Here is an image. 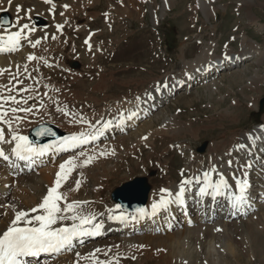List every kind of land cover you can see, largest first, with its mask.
<instances>
[{
	"label": "rangeland",
	"instance_id": "obj_1",
	"mask_svg": "<svg viewBox=\"0 0 264 264\" xmlns=\"http://www.w3.org/2000/svg\"><path fill=\"white\" fill-rule=\"evenodd\" d=\"M35 1L36 0H11V11L14 14V12L17 11V7H20L23 14L26 12L25 10H28L29 16L31 15L30 17H32L34 14H39L41 11L45 10L44 6L46 7V4L42 7L39 4L36 5ZM163 1L166 6V0ZM65 3H74L73 6L75 7H83L88 4V7L81 8L79 12H75L74 10L75 14L71 18V22L66 23L65 27L68 37L63 33L61 43L58 42L60 37L56 40L51 39L52 35L55 34L54 31H56L57 26L52 24V22L48 29H46L47 34L44 36V38L48 37V39L45 40L43 38L46 42L44 43V41H42L40 44V52L37 55L38 58L42 57L43 60L33 62L27 61V72L23 69L22 71H17L19 76L18 74H14L15 76L13 75L15 77L14 81L19 83V91L23 89V86L31 91L23 92L21 96L23 100L27 101V104L25 103L26 107L32 109L30 113L34 112L33 110L35 109V111L38 109L39 111H45L46 107L48 111H52H49V117L41 115L40 113H35V117L29 120L30 124L28 123V125H26L27 127H22V129L19 130L21 134L23 132L28 134V131L39 123L53 124L59 129L62 128L61 130H64V132L65 130H77V132H79L78 130L82 128V125L85 129H87V126L90 124H92V127H98V124L100 125L105 117H107V121H109V119H112L115 115L117 116L120 114L121 110L124 109V107L117 108L115 112H107L104 117H100V115L114 102L121 100V94L126 92L128 87L137 85L139 90L147 89L149 91L159 84L166 83L168 82V76H176L181 73L185 65L192 66L193 63H197L194 62L195 59L193 58L199 53L203 55L204 58L205 56H207L208 59L213 58L205 64V66L209 65V67H211L212 62H214L213 66H218L215 65V60L221 55L224 56V53L231 52L235 54L241 52L246 55L252 54L253 56H248L243 59L244 61L248 60V65L246 64L245 67L241 65L234 66L233 68H226L222 70V74L216 77L212 75V72L205 78L206 82H201V80L197 82L193 81V87L189 92H185L183 83L176 92L178 90L183 91L174 93V96L170 97L169 102L164 104L161 107L162 109H160L153 118L135 124L131 130L124 132V136L127 135L125 138H122L124 136H121V134L119 136L116 134L117 138L114 139L113 142L106 140L108 146L105 143L99 144L98 146L95 144V147L93 145H91L92 147L89 146L91 148H89V150L87 148V151L86 149L78 151L79 154H77L78 152L61 154L56 159L52 158L53 160L47 162L46 165L58 166L59 171V166L66 162L62 161L63 157H69L68 160L74 159L77 164L83 160L82 158L80 159V152H88L90 150L89 153L92 154L91 156L96 157V161L100 162L105 159V162L99 170L102 169L105 164L115 162L117 164L116 167L112 170V173L107 176L102 184V188L98 191L101 202L111 205L115 204L110 198L112 190L135 176L146 177L151 188L150 190L155 194L158 190H166L165 187L169 184L173 185V191L175 192L178 187H180L182 180H188L187 178L190 177L192 171L197 172L202 168H204L202 169L204 171L208 168L210 166L209 160L212 162V159L217 160L218 156L226 155V158L223 156L221 160L223 161L222 163H226L227 166L231 164L234 165L230 161L226 162V160H229V157H232V159L235 158L232 147H234L233 144L236 145L237 142L234 141L245 134L246 137H249L247 134L249 132L248 130L258 123L264 122V0H253L251 4H243V0H204L203 4L206 8L208 7L206 15L200 7L198 0H170L169 6L166 7L163 15H161V10L163 11L162 0H62L59 5H57L55 11L57 17H59L58 20L63 17V15H58V13H63V10L65 11V8L63 9L61 6ZM19 13L21 14V12ZM152 13L157 17L153 18ZM30 17H25V21L28 22L30 26L31 24L33 26L35 24L33 20L30 21ZM152 20H154L155 23H153ZM41 31L42 30L39 29L38 32ZM212 34H215V36ZM195 35H199L201 39L205 38L204 42L201 40L203 43L200 44L199 39H193ZM229 36L234 38L236 43H239L240 40L241 44L238 49L239 51H232L228 47L224 50L223 47L228 43ZM86 37H91L97 47L107 46V51L100 53L94 48L91 51V55H89L87 47H85L82 42ZM186 38H188V43L184 47L183 53V42ZM70 40L80 43L76 44L72 42V44H70ZM213 41H216V46L214 47L216 53H220L224 50L222 54L209 56V53L215 55V53L209 49L210 46L207 45L211 42L213 44ZM236 43L233 40L229 42L230 46L235 49L238 45ZM202 48L205 49L201 50ZM256 48L258 50L255 55ZM247 49H252L253 52ZM30 51H33V53L37 52L35 49H30ZM185 54L192 60H185ZM71 59H75L79 62L80 67L78 69L69 67V60ZM44 61H47V63L51 62V66H45ZM228 61L234 63L232 55L229 56L225 63ZM36 68H38V70L40 69V72H36ZM188 71L191 70L189 69ZM33 76L35 81H33ZM41 76L45 80H42ZM212 80V84H209ZM44 89H46V92H49L48 95L43 94ZM128 93L130 97L125 100V104L130 98L138 94L140 95L135 89H130ZM38 94L39 96H37ZM35 95L36 97L33 99ZM36 98H41V102H38ZM83 101H87V103L83 105L86 106V110L82 111L80 107H78L76 109L77 115L75 114L74 118H72L71 113L74 112L72 109H75L78 103ZM261 102L263 105L262 108H260ZM54 103L55 107L52 105ZM65 105H67V107ZM50 106L62 110L54 109L53 111V108L49 109L51 108ZM65 107L71 108L67 110ZM63 110L67 112V115H65ZM229 110H232V114L234 115L230 120L225 117ZM58 113H63L66 119L64 123H59V125L57 122L61 121L58 118ZM163 114L164 117H169L171 119L170 126L172 131L167 124L165 125L166 127H160L162 125ZM50 116L53 118L51 119ZM84 118L85 120H83ZM193 118H196V121H191ZM232 118H234L233 121ZM96 119H98L97 123H89L90 120L95 121ZM67 120L71 121V127L68 126L70 122ZM84 121L88 122V125L85 124ZM66 122H68V124H66ZM179 122L182 124V127L179 126ZM61 124L66 125L60 127ZM92 127L90 126L89 128ZM150 130L161 134L166 130V134L163 135L164 137L162 135H157L151 142L143 139V142L138 141V145H131L144 133L145 135L143 136L145 137ZM233 135H235V139H233L231 143L230 140ZM129 137L132 139L130 138L131 140L127 141ZM203 142L207 144L205 151L197 153L195 151L196 147ZM217 142H222V144L217 146ZM178 143L189 145L194 150L195 155L189 156V150L183 153L179 151L176 146ZM110 144L111 146H109ZM128 146H130V148ZM99 147H101V149ZM125 150L131 151L125 152ZM110 151L114 154H109ZM86 152L83 153L90 156V154ZM102 153L104 155H102ZM236 154L239 153L237 152ZM260 154H262V152H260ZM75 155L77 156L75 157ZM99 156L101 158H98ZM117 156H120V158L115 161V157ZM262 161L264 162V159H262ZM241 165L243 166V164ZM260 166H262L261 169H264L263 165ZM43 167H45V164L39 166L38 169ZM151 171H154L153 175L150 174ZM258 172L261 173L256 175L253 173V175L255 179H257L255 184L259 185L256 188L260 189L264 184V182H260L264 181V173H262L261 170ZM71 173L73 174H70L68 177V182H71L70 180L76 173L78 174L77 170H73ZM231 178L232 177H230L229 180L231 183L233 181L234 184V179ZM189 180L193 181V176ZM85 184V188H83L81 183L79 184L77 198L73 201H68V203L80 200L84 201L87 196L94 198L95 191L92 187L94 184L93 179L86 180ZM160 185L163 186L159 189ZM208 190V192H212L211 188ZM40 194L41 193H38L36 196L39 195L38 197H41ZM263 194L264 193L260 194L258 192L252 201L255 202L256 205H252L244 214H237V216L241 215L244 218L237 217L236 215L233 216L236 218L231 216L225 217L224 213L229 212L230 207H228L229 204L224 201L225 198L223 196H215V198H213V195L208 193L204 196L202 202L199 203V205L201 204L200 207L196 205L198 204L196 201V204H193L194 195L191 194L193 201V206L191 207V213L189 215L190 218H192L191 223H188L190 219L182 221L181 225L174 227V229L178 228L176 231H174V229L173 231H165L166 227L164 229L163 226L154 227L153 224L151 225L152 231L148 228L143 233L136 232L131 236L125 235L124 238L127 237L130 238V240L132 239L129 244L123 245L124 243H118L117 249L112 248L111 251L100 250V252L106 254L110 253L111 256L118 255L122 258H129L124 261L116 257L118 260L116 263H111V261L108 260L100 264H160L159 260L169 258L170 251L179 255L180 253L178 254V252H180L181 249V247L178 248L176 245L172 250V247L167 244L174 239L176 240V236H169L171 241L165 242L163 239L165 234L177 233L180 235L184 233L192 235L191 231L189 232L187 229L192 228V226L199 227L201 225L207 227L208 233L217 234V238H215L216 249L222 250L223 252L221 251V253H223V255L225 254L224 256L220 255L222 259V263L220 264H264ZM89 200L92 201L91 199ZM1 202L3 201L1 200L0 203ZM212 202L213 207L211 208L210 204ZM36 204H34V206ZM208 206L209 209H207ZM201 210L205 211L204 216H200ZM139 215L138 212L132 216ZM218 221L226 225L224 230L230 231L229 236L226 235L225 237V235L220 234L221 232L218 233V231H214L215 229L221 228L220 226L213 229L215 223ZM244 225L249 227V230H247ZM201 235H203V233H201ZM143 236H148L149 238L140 241L138 238ZM158 236H161L160 240L157 238L155 239V237ZM120 238L121 236L115 237L117 240ZM186 240L190 243V240L184 239V241ZM218 242H220V245ZM227 242H229L230 245H228ZM119 245H122V248ZM188 245L190 246V244ZM194 246L195 250L192 254H188L185 251L184 255L181 254L183 258L177 259L185 261L180 262L181 264H188L187 258L189 255L192 260V262L189 261L190 264H203L205 262L201 260L204 259V255L203 257L201 256L203 245L194 244L193 247ZM186 248L185 246L184 249ZM197 255L200 259L194 262V259L198 257ZM55 259L62 260L63 257L57 253ZM104 260L107 259H98V261ZM172 264H176V262ZM205 264H208V262Z\"/></svg>",
	"mask_w": 264,
	"mask_h": 264
},
{
	"label": "bare ground",
	"instance_id": "obj_2",
	"mask_svg": "<svg viewBox=\"0 0 264 264\" xmlns=\"http://www.w3.org/2000/svg\"><path fill=\"white\" fill-rule=\"evenodd\" d=\"M6 1L7 0H0V12L5 7ZM169 2H170V0H166V6H165L164 1L162 0L163 11L161 10V15L164 14L166 7L169 6ZM198 2H199L200 7L202 8V10L204 11V14L206 15L208 7L206 8V6L203 4L204 0H198ZM247 3H250V4L253 3V0H243V4H247ZM73 5H74V3H73ZM20 19H21V21H23L24 18L20 16ZM0 30H1V32H5V31H8L9 29L3 27V29L1 28ZM36 31L38 32L39 29ZM195 37L201 39L199 35H196ZM42 45H44V44H42ZM185 45H186V42H183V48H182L183 53H184ZM203 49H205V48H203ZM247 50H249V49H247ZM249 51L253 52L252 49H250ZM39 52H40V48L37 50V53H39ZM207 54H208V51H207ZM226 54H228V55H226ZM29 55H30V53H29L26 45H24V44L20 45V49L18 51L9 52V53H0V70H6V69L9 70L6 73L3 72V74L0 75V92H2V94L4 96H15L16 99L23 100L21 98L22 95H17V93L20 92L18 89L19 83L17 81H14L15 78H13V77L15 76L14 74H18V72H16V71H22L24 69V65L28 64L26 58ZM223 55L224 56L221 55L219 58H217L215 60L216 61L215 65H218V66L222 65L221 67H224L225 61L229 58V56L232 55V60H234V62H236L238 59H241L246 54L241 53V52L234 54V53L230 52V53H224ZM184 58H185V56H184ZM205 58L203 55H200V53H199L196 57L193 58V59H195L194 62H197V63H193L192 66L190 65L189 69L191 71H188L184 76H181L188 81L187 86L190 85L189 83H190L191 77H195L201 73H205L206 68L209 67V65L205 66V64L208 61H211L213 58L208 59L207 56H205ZM189 60H192V59H189ZM189 60H187V61H189ZM37 64H38V62H37ZM246 64L248 65V60L246 63L243 62L242 65H244V67H245ZM213 65H214V62H212L211 67H213ZM17 66H19V67H17ZM211 67H209V68H211ZM219 73L222 74L221 71ZM253 75H254V73H253ZM18 76H19V74H18ZM257 76H259V75H257ZM179 79H180L179 77L175 78L171 82L170 86H167V88H165L163 90L152 89V93H150V94L145 93L144 96H141L138 94V95L134 96L133 98H130L128 100V102L126 104H124V106H123L124 109L120 112V114H118L117 116L115 115V117H113L112 119H109V121L111 122V125L108 128H104V124L106 122H109V121H107L108 118L105 117V119L103 121L101 120L102 121L101 124L100 125L98 124V127H94V126L92 127V124L88 125V123H86L88 125L87 129H85V127H83V125H82L83 128H81V130L79 132L75 131L74 133H65V135L63 137H61L60 139L47 142L46 144H43V145H37L36 147L45 149V154L50 152V159L53 160L52 158L56 159L61 154L76 153L82 149H86V151H87V148L89 150V148L92 147L91 145H94L96 143L98 145L104 144V143L106 144V142H107L106 139L109 136H113L115 131H116V134H118L119 132L128 131V129L132 127L133 123L135 121H137L139 117L148 115L149 111L153 107H157V106L165 103L166 99L169 97L172 86ZM9 87H14V91L9 92L8 91ZM24 88L25 87L23 86V89ZM190 89H191V87H190ZM153 95L157 97V100L155 102H152V98L154 97ZM65 106L67 107V105H65ZM13 107L28 109V107H26L25 104H19V105L5 104L4 108L9 110L10 116L12 115L10 112V109ZM72 107H73V105H72ZM69 108H71V107H69ZM69 108H66V109L68 110ZM49 109H52V108H49ZM54 109H56V108H53V111H54ZM35 110H33L34 112H32V113L24 112V111L17 112L15 114V116L18 117L19 119H15L12 121V124H11L12 130L11 131L9 130L7 124H0V129H2L4 131L5 139L6 140L10 139L13 132H15L18 135L27 136L26 133L21 134V132L19 130H21L22 127H25L31 118L35 117V113H40L41 115L48 116L49 111H50V110L49 111L47 110V107H46V110L43 109L45 111H41V110L39 111V109L37 111H35ZM56 110H58V109H56ZM60 110H62V109H60ZM72 110H75V109L73 108ZM50 112H52V111H50ZM133 113H135L136 115L133 116L132 119H128V117L130 115H132ZM156 113L154 114V116L156 115ZM158 115H160V114H158ZM51 116H50V118L52 119L53 117H51ZM94 116H96V115H94ZM232 116H234L232 114V110H229L227 112V115H225V117L229 120L231 119ZM66 117H68V116H66ZM58 118L61 121V122H57L58 125H59V123H62V122L64 123L66 121L63 113H58ZM98 118H99V116H98ZM168 118L169 117H164V114L162 115V125L160 127H166L165 125L167 123ZM5 119H8V117H6ZM233 119L234 118H232V121H233ZM83 120H85V118ZM67 121L70 122V120H67ZM170 121H171V119H170ZM66 124H68V122H66ZM66 124H61L60 127L63 125H66ZM90 126L92 128H89ZM69 130H71V129H69ZM82 132L83 133H93V134H95L97 132H102V134H100L97 139L91 141L90 143H88L86 145H81L80 147H74V146L67 143V141L69 140V138L71 136L79 135ZM232 132H233V130H232ZM165 134H166V130H164L163 134L155 133L152 130H150V131H148V134L145 136V137H147V139L146 140L144 139V140L151 142L154 139V137H156L157 135L163 136ZM247 134L249 135V137H246V134L242 135L241 138H239L238 143L234 147V149H238L240 151H243V155L245 156L246 159H248L244 163H241V164H243V166L238 165V164L236 166L232 165V164L227 166L226 163H222V161H221L223 156H218L217 160L212 159V162L210 161L212 167H214L218 162L221 163L220 167L218 169L212 168L208 172L206 170H204V171L202 170L203 171L202 175L198 174V173L196 175H194L193 181H191L190 184L185 186V191H184V196H183V204L172 203L168 206L166 211L160 210L155 216L150 215V213L152 210V205L154 203L159 202L162 195H163L161 190H159V192H157L156 194L151 193L149 195L147 205L143 208L145 215H143V216H141V215L132 216L138 212L128 213V212L120 210L115 205L105 204V203L101 202V200L99 199L98 191H99V189L102 188V184H103L104 180L107 178V176H109L112 173V170L116 167L117 164L115 162H113V163L109 162V163L105 164V166L102 167V169H100V170H99V168L103 165V163L105 162V159H103L100 162L96 161V159H95L87 167H76L75 170H77L78 174L76 173L75 176L73 175L74 177L70 180L71 182H68V180H67V182L63 183V186L59 189V192L66 197V202L68 203V201H73L74 199L77 198L76 196L79 192V188H78V190H74V189H77V181H79V184L81 183L83 185V188H85L86 187V184H85L86 180L93 179L94 184L92 187L95 191V194H94L95 196H94V198H90L91 196L90 197L87 196L84 199V201L80 200L79 202L82 205V209H77V211L82 210L86 215L87 214H94L95 220L93 221V224L99 223V224L103 225V227L101 228V234L100 235H93V236H84V237L74 239L70 248L63 249L64 251H66L68 253L65 255L66 256L65 260H63V259L62 260L61 259L60 260L59 259L52 260L49 258V256H47L46 258H42L40 260V262H37V263H34V261H35L34 259H30V264H93L96 261L95 259L97 258V254L100 252V250L111 251L112 248H114V249L118 248V243H124L123 245L129 244V242L132 239L130 240V238H127V237L124 238V235L131 236L133 233H136V231L143 233L148 228L152 229L151 225H153V224H154V227L155 226H163V229L166 227L165 231H167V230L173 229L174 227H178L179 225L182 224V221H184V220L190 219L188 221V223H191L192 218H190V216H189L191 213V207L193 206L191 194L194 195L193 200L198 203V204H196V203L195 204L199 205V203L202 202V200L205 196V195L201 196L199 190L202 187H207V192H208L209 191L208 189L211 188L205 184L204 173L209 174V181L213 185L218 184V182H221V180H223L225 182V186L222 187V189L220 190L221 194L217 195L218 197L223 196L225 198L224 201H226L229 204L228 207H230V209H229L230 211L227 213H224L225 217H227V216L233 217L235 215L237 216V214H244V212L248 208H251L252 205L254 206L255 202H252V201L255 198V195L258 192L260 194L264 193V184L262 185V188H260V189L256 188L259 185L255 184L257 179H255V176L253 175V172H252L253 168H257L260 165L264 166V162L262 161V159H264L263 158V155H264L263 152L264 151L261 150V146L264 148V125H262L259 128H255V129L249 131ZM143 135H145V133ZM125 136H127V135H125ZM125 136L122 138H125ZM142 136L140 138L136 139V141H134L132 144L131 143L130 144L135 146L136 144L138 145V141L143 142L144 140L142 138L144 136L143 137ZM115 137H116V135H115ZM231 137L232 138H231L230 142L232 143L233 139H235V135H233ZM130 138L131 137L127 138V141L132 139V138L131 139ZM246 140H247V142H246ZM235 142H237V140ZM220 144H222V142L216 143L217 146H219ZM89 146H91V147H89ZM109 146H111V144ZM130 146H128V147L130 148ZM233 146H234V144H233ZM12 147H13V144H7V143L0 144V149H2L5 152V154L9 156V161H4V160L0 159V197H2L0 199H3L2 200L3 205L0 206V234H2L3 231H5L9 227V225L11 224V222L14 218L15 212L25 211V212L31 213V208L34 206V204L37 203L35 206L39 205V203L41 202V199L47 194V190L53 186V182L55 180L56 173L58 171V166H55V165L46 166L45 165V167L39 168L38 170H36L37 171L36 173H33V172L30 173L31 170L34 169V168H32L33 166H29L27 163L16 160L11 154V148ZM99 148L101 149V147H99ZM102 150L104 151V148ZM212 150H213V148H212ZM86 151H83V152H86ZM90 151H88L86 153H89ZM128 151H131V150H125V152H128ZM261 151H262V154H260ZM211 152H213V151H211ZM110 153H111V151H110ZM77 154H79V152ZM89 154H90V156L92 155L91 153H89ZM99 154H101V153H99ZM44 155H42V157L40 156V157L35 159L36 163L39 166H42L43 165L42 162L48 160V158H49V157H47V156H49V154L46 155V157ZM102 155H104V154L102 153ZM63 156H65V155H63ZM66 156H68V155H66ZM76 156L77 155H75V157ZM86 156H89V155L87 154L85 156H81L80 159L82 158L83 160H81V162L78 161L79 163H77V165L81 164L86 159ZM117 157H120V156H117ZM117 157H115V161L118 160ZM63 158H62V161L64 162V161H68L69 157H66L64 159ZM98 158H101V157L99 156ZM77 159H78V157H77ZM98 160H101V159H98ZM57 162H59V161H57ZM73 173H71V174H73ZM230 177H232L231 179H234L233 185H231V181L229 180ZM197 180H199V183H197ZM245 180L248 183L247 184V190L244 193V195L246 197V202L243 203L239 207V209L233 208L232 204L234 202V198L240 194L238 192V189H237L238 188V182L242 183ZM260 182L263 183L264 181H260ZM236 185H237V187H236ZM165 189L167 190V192L172 194V196L169 197V199L174 198L179 191V187H178L177 191L174 192L173 191V185H171V184L167 185L165 187ZM81 191H82V189H81ZM38 193L42 194V195L40 194L41 197H38L39 195L36 196ZM208 193L210 195H213L212 192H208ZM89 199H91L92 201H90ZM69 203H73V202H69ZM221 204H223V203H221ZM60 206H61V208H63V206H64L63 203ZM207 209H209V206ZM247 213H248V211H247ZM38 214H40V213H31V215H33V216L38 215ZM67 215H71V213H68ZM204 215H205V211L201 210L200 216H204ZM118 216H125V217H127V220L122 222V221H119L116 219H110L109 218V217H118ZM220 219H221V217H220ZM223 220H225V219H223ZM72 223H73V221H71V220H64L62 222H59L54 227H57V228L58 227H66V226L70 227L72 225ZM77 223H78V221H77ZM222 223H221V221L216 222L213 229L221 226V228H219V229H221V231H218V233L221 232L220 234L225 235V237H226V235L229 236L230 231L229 230L225 231L224 229H225L226 225H223ZM20 226H24V225L21 224ZM86 227L89 228L90 230L92 229V225H87ZM156 228H158V227H156ZM245 228H247V230H249V227L245 226ZM187 230H189V232L191 231L192 235H187L184 233H182L180 235L177 233H171V234L167 233L164 235L163 239L165 242H170L171 239H169V236L175 235L176 236L175 238L177 241L174 239L173 241H171L167 245L171 246L172 250L174 247H176V245L178 248L181 247V249H180V252H178V254L180 253L179 255L170 251L171 253L169 252L170 253L169 258L159 260L160 264L161 263L172 264L173 262H176V264H181L180 262H185L184 260H177V259L178 258L182 259L183 257H181V254L184 255L185 251L188 254H192V252L195 250L194 249L195 246L193 247L194 244L203 245L202 246L203 248L201 247L202 248L201 256L203 257V255H204V259H201V260L205 261L203 264H205L206 262H208V264H220V263H222V259L220 258V255L224 256L225 254L223 255V253H221L222 250L216 249L215 238H217V236H216L217 234L214 235L213 233L212 234L208 233L207 227H205L203 225H201L199 227L198 226L192 227V228H189ZM201 233H203V235H201ZM115 235L116 236L120 235L121 238L117 240V239H115ZM160 237L161 236L155 237V239L157 238L160 240ZM103 238H105V240H106L105 242L101 241V240H103ZM148 238H149L148 236H145V237L143 236V237H139L138 239L141 241L142 239H148ZM90 239H93L95 241H92ZM184 239L190 240V243H188L187 240L184 241ZM87 240H89L88 244H84L83 246L79 245L81 243H84ZM89 244H91V245H89ZM188 244H190V246ZM218 244L220 245V242H218ZM227 244L230 245L229 242H227ZM119 246L121 247L122 245H119ZM185 246L187 247L186 249H184ZM73 247L75 249H73ZM201 248H199V249H201ZM98 249H99V251H97ZM113 252H115V251H113ZM93 253L95 254L94 256L92 255ZM76 255H80V257H76ZM111 257H114V256H111ZM210 257H212V258H210ZM80 258L82 259V262H80ZM197 259H200L199 256L196 259H194V262L197 261ZM110 261H111V263H116L118 260L116 258H114L113 260H110ZM189 261L192 262L190 255L187 258L188 264H190Z\"/></svg>",
	"mask_w": 264,
	"mask_h": 264
},
{
	"label": "snow or ice",
	"instance_id": "obj_3",
	"mask_svg": "<svg viewBox=\"0 0 264 264\" xmlns=\"http://www.w3.org/2000/svg\"><path fill=\"white\" fill-rule=\"evenodd\" d=\"M11 3V0H9ZM45 4H52V0H43ZM65 10L68 6H64ZM17 12L21 11L20 7H17ZM63 15V13H61ZM63 25H57V32H63ZM30 29V25L24 24L18 31L7 36H0V53L15 52L20 49L21 41L28 39V34H25ZM57 37L53 36L51 39L55 40ZM91 37H89L90 39ZM45 40L48 37L44 38ZM89 39L85 40V44L88 45V50L91 51V45L89 44ZM42 41L37 39L34 42H29L31 48H37ZM28 62L43 60L42 57H36L35 55H29L27 58ZM45 66H51L44 61ZM19 67V66H17ZM4 71L0 70V75ZM24 71L27 72V64L24 65ZM15 78V77H14ZM9 92L14 91V87L8 88ZM30 91L28 88L22 89L17 95H22L23 92ZM26 100H18L15 96H4L0 93V124H7L9 130L11 131L12 121L19 119L15 116L17 112H31L32 109L16 108L10 109L11 116L8 109L4 108L5 104H25ZM59 110V109H58ZM67 115V112H65ZM136 114L133 113L128 117L132 119ZM8 117V119H5ZM111 122H106L104 128H108ZM102 132L93 133H80L79 135H73L67 141L68 144L74 147H80L81 145H86L91 141L98 138ZM142 139H147L143 137ZM13 144L11 148L12 156L18 161L33 162L36 158L45 154V149L34 147L29 141L28 137L18 135L15 132L12 133L11 138L6 140L4 136V131L0 129V144ZM114 154V153H109ZM81 156L86 154L81 152ZM0 159L4 161H9V156L0 149ZM96 159L95 156H86V159L79 165L75 163L74 159H70L59 166V171L56 173L53 186L47 190V194L44 196L42 201L37 207L31 209V213H40L38 215H31L29 212L18 211L15 212L14 218L7 228L0 234V264H22V258L24 257H35L43 253H59L65 248H70L74 239L84 237L100 235L102 224H93L95 220L94 214H85L82 210L77 211V209H82L80 202L67 203L66 197L59 192V189L63 186V183L67 182L68 176L71 174L76 167H87L92 161ZM204 181L208 187L212 188L213 198L220 195V189L225 186V182L221 180L219 184H211L209 181V174L204 173ZM191 181H182L179 191L176 196L172 199L166 198L171 197L172 194L167 192V190H161L163 195L159 202L152 205V210L150 215L155 216L160 210H167L168 206L172 203L183 204V196L185 191V186L190 184ZM199 183V180H197ZM79 187V181H77V189ZM239 195L234 198L232 204L233 208L239 209V207L246 202V197L244 193L247 189L246 180L242 183L238 182ZM200 195L204 196L208 194L207 187H202L200 190ZM63 203V208L61 204ZM141 216L145 215L143 209L138 210ZM71 213V215H67ZM110 219H116L119 221H126L127 217H109ZM64 220L73 221L70 227H54L59 222ZM78 221V223H77ZM21 224L25 226H20ZM87 225H92V229L87 228ZM216 231H221V229H216ZM99 251V249L97 250ZM95 255L94 253L92 254Z\"/></svg>",
	"mask_w": 264,
	"mask_h": 264
},
{
	"label": "water",
	"instance_id": "obj_4",
	"mask_svg": "<svg viewBox=\"0 0 264 264\" xmlns=\"http://www.w3.org/2000/svg\"><path fill=\"white\" fill-rule=\"evenodd\" d=\"M262 103V102H261ZM59 132L53 127L41 125L33 129L30 133V138L42 143L46 140L56 138ZM205 145L198 148L203 151ZM149 186L146 184V179L137 177L132 181L124 183L112 193V198L122 204L125 209L134 210L143 206L147 198Z\"/></svg>",
	"mask_w": 264,
	"mask_h": 264
}]
</instances>
